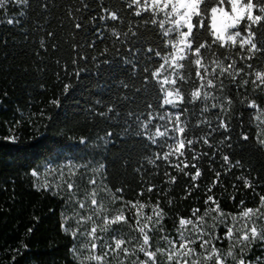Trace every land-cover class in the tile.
Listing matches in <instances>:
<instances>
[{
	"label": "trees",
	"instance_id": "16d2710c",
	"mask_svg": "<svg viewBox=\"0 0 264 264\" xmlns=\"http://www.w3.org/2000/svg\"><path fill=\"white\" fill-rule=\"evenodd\" d=\"M86 3L88 11L83 13L84 22L101 12V4L111 10L123 8L121 0H86ZM77 7H80L79 0H29L27 7L9 4L6 12L0 10V21H3L0 22V264H76L70 251L74 239L61 228L63 217L69 216L68 208L74 203H65V194L54 195V191L36 186L32 171H39L44 163L57 165L67 160L77 164L87 163L88 169L81 168L77 171L75 179L78 191L84 189L88 179L94 175L90 169L103 163L105 168L102 174L106 177L103 183L112 192L122 188L124 200L139 199L149 205H155L159 200L160 208L166 213L162 222L165 231L150 233L152 250L166 247L161 236H175L179 217H190L194 208H199L203 215L207 207H215L211 202L205 205L208 195L213 196L225 213L240 212L241 200L244 201V208L257 207L259 196L264 195V149L256 142L258 129L253 109L239 101L247 96L264 108V92H253L251 84L247 86V90L237 89L228 79L223 80L227 86L226 91L215 94L218 97L230 95L233 98L229 129L212 131L217 126L216 117L220 110L209 107L203 118L211 121V127L201 125L187 133L188 138H193L212 132L209 142L214 147L210 148L202 140L192 146L195 152L208 154L196 161L202 175L195 182L190 176L177 172L171 166H165L162 160L157 161L158 167L150 165L145 158L152 157L155 153L162 155L167 147H161L159 143L152 144L146 136L134 135L135 116L128 119L126 114L144 113L141 119H146L148 104L156 107L162 103V93L155 81L149 80L147 85L144 81L146 75L150 76V72L145 73L144 68L154 70L161 63L160 58L147 52L148 47H157L159 44V33L155 30H140L147 42H137L134 45L141 51L136 53V70L133 73L132 66L124 65L121 61V57L128 54L133 45L117 44L116 47L120 49L117 54L111 40L94 35L96 27L101 23L98 20L95 25H88L87 32L81 31L76 40V43L82 44L91 43L95 39V46L83 49L72 47L74 19L68 16L67 10H75ZM20 12L25 15L20 16ZM120 14L124 17V22L108 21L109 27L126 30L129 19L134 27L138 21L148 19L147 14L143 17L130 16L126 9ZM13 17L19 21L18 24L6 22ZM148 27L152 28V25L149 24ZM257 31V39L264 41V30ZM49 32L54 35L49 36ZM105 46L112 51L101 56ZM159 50L163 52L165 49L161 46ZM224 53L225 50L220 49L221 57ZM231 54L235 57V50ZM84 55L87 56V61L80 59ZM93 56L99 60L114 59L116 63L108 71L98 70L92 62ZM235 58L238 65L243 66L239 58ZM74 59L77 60L76 65L72 63ZM250 63L254 69L264 71L261 59H254ZM77 68H85L87 71L82 72L79 78L68 74ZM192 76L195 77L194 70ZM244 78L241 76L238 80ZM120 81L131 87L123 88ZM64 84H71L67 93L63 91ZM193 86L183 85L184 91L190 92ZM136 89L141 90L137 92ZM121 96L129 98L121 100ZM54 99H59L58 105L50 103ZM216 102L209 100L208 104ZM110 105L114 106V111L108 113L109 118L98 115L107 111ZM203 106V102L194 106L185 105L190 110L187 116L190 127L201 118L200 108ZM158 111L163 114L175 112L176 109L165 105ZM154 123L164 121L156 120ZM127 125H132V129L125 133ZM151 130L154 131V125ZM107 132H112L113 135L111 142L104 144L100 137ZM241 133H247L249 139L244 141ZM13 136L15 141L8 139ZM225 136L229 139L224 144L218 143ZM82 137L86 138V143H80ZM224 155L229 156L232 165L239 160L241 166H233L229 170V166L223 162ZM191 157L192 152H186V157L180 159L191 161ZM172 163H176V157H172ZM166 171L177 177L174 184L165 182ZM186 171L194 174L195 169L189 167ZM216 172L221 175L218 182L213 184L217 179ZM241 175L252 181V189L245 188L243 181L237 179ZM149 183L156 186L151 193L146 191ZM98 185L101 188L102 185ZM142 189L144 195L138 196ZM100 195L108 209L107 214L115 215L121 207L120 201L112 204L108 194L100 192ZM144 212L151 214V207H146ZM126 215L134 224L131 220L132 213L126 212ZM215 215L216 213H211V216ZM211 216L206 217L209 226L213 223ZM69 222L70 220L65 225L67 228L71 226ZM29 229L32 231L29 232ZM208 231L213 229L209 227ZM214 231L222 237L226 227L218 225ZM113 232L125 239L137 235L126 224L114 225ZM139 242L134 241L137 245ZM216 245L226 250L228 241L225 239ZM128 247L131 248V245ZM196 247L199 249L198 244ZM138 255L140 260L145 259L142 253ZM121 258L123 253L119 258L109 257L106 261L107 264H119ZM135 259L136 257H129L125 264H132ZM157 259L163 260L165 257L158 256Z\"/></svg>",
	"mask_w": 264,
	"mask_h": 264
},
{
	"label": "snow or ice",
	"instance_id": "6c2138e0",
	"mask_svg": "<svg viewBox=\"0 0 264 264\" xmlns=\"http://www.w3.org/2000/svg\"><path fill=\"white\" fill-rule=\"evenodd\" d=\"M123 8L120 10H111L104 8L101 4V12L96 16H90L87 22L83 21V13L88 11L86 0H79L80 7L69 8L68 16L74 19L73 44L74 49H83L85 47H94L96 40L91 43H76L79 33L87 32L88 25L97 22L100 23L96 27L95 36L104 38L113 42V49L117 54L120 49L117 44L123 46L125 43L133 45L129 49V53L121 57L124 65H131L132 71L136 70V53L141 49L135 48L137 42L146 43V38L141 36L140 30L151 32L153 30L159 33L160 42L157 47H148L147 52L154 54L155 57L162 61L154 70L149 67L144 68V72H150V76L144 77L145 85L149 80L155 81L159 92L163 94L162 103L154 107L148 104L149 111L147 118L141 119L144 113L136 114L128 112V119L135 116L133 124L136 126V131L133 133L137 136H146L152 144H160L161 147L166 146L167 151L155 153L152 157H146L148 164L158 167L157 161H164L165 166H171L179 173L185 176H190L195 182L201 175L202 171L197 166L196 161L200 160L207 153H197L192 146L199 141H203L210 148L214 147L209 142V137L212 132H208L200 137L188 138L187 133L201 125L211 127V121L203 118V114L211 108H219L220 114L217 115V126L212 128V131L229 129V121L231 120V109L234 106L233 98L230 95L217 96L215 93H224L227 86L223 80L228 79L230 83L237 86V89L244 88L247 90L249 84L252 85V91L264 92V71L253 68L254 59H261L264 62V41L257 39L258 31L264 30V0H121ZM14 4L16 6L27 7L29 0H0V10L7 11V6ZM47 7V4L44 5ZM127 10L130 16L143 17L147 14L148 19L138 21L137 26H133V22L129 19L126 30H120L115 26L109 27L108 21L124 22V17L120 12ZM20 16L25 15L24 12L19 13ZM3 22V21H0ZM8 24L19 23L15 17L9 18L6 21ZM152 25V28L148 26ZM49 36L54 33L49 32ZM82 39V37H81ZM44 46L43 40L41 47ZM165 50L162 52L160 47ZM55 47V45H53ZM220 49H224L223 57L220 55ZM238 49V50H237ZM235 50V57L243 66L238 65L237 59L231 54ZM112 51L107 46L100 53L103 56L105 53ZM80 59L87 61V56H81ZM92 62L98 70L108 71L116 63L114 59L99 60L93 56ZM152 56H149V60ZM226 61H230L227 62ZM73 65L77 64V60L72 61ZM108 66L103 68V66ZM245 69H248L246 71ZM195 72V77L192 76V71ZM87 71L85 68H77L74 72L68 73L75 75L77 78L82 72ZM245 77L238 80L239 77ZM59 78V77H58ZM198 81V84H197ZM194 85L190 92H185L183 85ZM120 86L129 88L131 85L124 81H120ZM71 88V84H64L63 91L67 93ZM141 89H136L139 92ZM129 97L121 96V100H127ZM217 101L216 103L208 104V101ZM198 102H203L204 106L200 108L201 118L197 119L195 125H191L187 119L189 108L185 105H196ZM241 104H246L249 108L257 110L254 119L257 123V145L264 149V108H261L254 99H249L244 96L239 101ZM52 105H58L59 99H54L50 102ZM165 105H171L176 109L175 112H164L161 114L158 109ZM114 111V106L110 105L107 111L98 113L101 117L109 118L108 113ZM43 115V113H41ZM194 114V113H193ZM119 115V113H117ZM164 121V123H154V121ZM127 124V121H125ZM154 125V131L151 126ZM132 125H127L124 129L125 133L130 132ZM112 132L105 133L100 137L104 144L111 142ZM241 138L244 141L249 139L247 133H241ZM8 139L15 141V137ZM229 137L225 136L218 143L224 144ZM80 143H86V138H81ZM231 147V144L228 145ZM186 152H192L191 161L182 160L181 157H186ZM215 152L213 156H215ZM172 157H176V163H172ZM225 165L231 167H239L240 161L237 160L235 165H232L228 155L222 157ZM183 165V166H181ZM89 165L68 163L60 166L61 182L52 184L45 182L42 187L48 190H54V195L65 194L67 199L65 203L78 204L79 209L91 210L92 214L80 215L76 213L78 225L75 229H69L65 225L67 221L73 217L64 216L61 228L66 234H69L73 239L80 236L90 239L89 244H81L77 249L76 244L70 249L76 264H105L110 256L120 257L123 253V258L119 259V264H125L129 257H136L132 264H264V257L258 256L255 260L246 259L248 253L259 243L264 251V195L259 196V204L255 208H244V201L241 200L240 207L242 210L237 214L223 212L213 196L208 195L205 200V205L211 204L215 207H207L200 214L199 208L192 209L191 216L188 218L179 217L178 225L175 227V236L171 237L167 234L162 235L161 239L165 242L166 247H157L152 250L151 235L153 231L159 230L164 232L163 220L166 213L160 208L159 200L155 205H149L141 202L139 199L135 201H126L123 199V189L118 188L115 192L103 183L106 179L102 174L105 168L103 163L91 168L94 175L88 179L87 183L91 186V191L86 193L90 203L86 204L84 199L78 197V187L76 184L77 171L81 168L88 169ZM189 167L194 168V174L186 171ZM63 168L68 169V179L65 180ZM56 171V169H52ZM140 171V169H137ZM32 175L38 173L33 170ZM166 183L174 184L177 177L169 172L164 173ZM221 173L216 172L217 179L213 184L217 183ZM243 181L245 188L252 189L253 183L246 176L237 177ZM102 186L100 191H97V184ZM198 186V185H196ZM155 185L148 184L146 191L151 193L155 189ZM211 191V187L208 189ZM100 192L109 195L110 203L115 204L120 201L121 207L115 215H108V209L100 199ZM120 193L121 195H117ZM142 189L138 196H143ZM171 203V201H169ZM146 207H151V214L144 212ZM126 212H131V220ZM216 213L211 216V213ZM213 223L209 226L206 217H210ZM100 223L97 222V219ZM231 219L232 223L227 222ZM242 222V223H241ZM85 223H90L91 227L81 232L80 228ZM126 224L132 228V231L137 233L136 236L125 239L123 236L112 235L110 240L105 239L109 232L113 230L114 225ZM239 224V226H237ZM218 225H224L226 231L224 236H219L215 233ZM211 227L213 231H208ZM32 229H29L31 232ZM99 233V234H98ZM207 237V238H205ZM228 241L227 249L218 248L217 242L223 240ZM139 240V244L134 241ZM99 242V243H98ZM199 245V250L196 245ZM131 245V248L128 247ZM103 246L104 252L100 253V248ZM86 252V255H82ZM143 254L145 259L140 260L138 254ZM165 257L163 260H158L157 257Z\"/></svg>",
	"mask_w": 264,
	"mask_h": 264
},
{
	"label": "rangeland",
	"instance_id": "374dc122",
	"mask_svg": "<svg viewBox=\"0 0 264 264\" xmlns=\"http://www.w3.org/2000/svg\"><path fill=\"white\" fill-rule=\"evenodd\" d=\"M162 99H163V94H162ZM168 106H171V105H168ZM256 111L257 110L253 109L254 116H255ZM256 123H258V122L256 121ZM70 162L77 164L76 162L70 161V160L61 162V163H59L57 165L55 163H44L43 166L40 168V170L36 171L38 173V175L35 176L36 186H39V187L41 186L42 187V185L45 182H50L52 184L60 183L61 182V178H60V175H59L60 166L66 165V164H68ZM52 169H56V171H52ZM63 173H64V177L63 178L65 180H67L68 179V169L67 168H63ZM96 188H97V191L100 189L98 184H97ZM51 191H54V190H51ZM89 191H91V186L88 185V183H87V184H85V188L84 189H81V190H79L77 192L78 197L81 198V199H84V202L86 204L90 203L88 201V199H87V196H86V193H88ZM100 199H101V195H100ZM77 212H79L80 215L92 214L90 209L89 210L79 209L78 204L74 203L73 205H70L69 208H68V215H69V217H73V218L70 219L69 223H70L71 226H70L69 229H75V228L78 227V225L76 223V220L78 219V216L76 215ZM94 219H97V218L94 217ZM97 221H99V220L97 219ZM227 223L228 224L232 223L230 218H229ZM90 227H91L90 223H85L84 226L80 228V231L83 232V231H85L86 229H88ZM115 234H116V232H113V230H112L111 232L108 233V235L105 237V239L110 240L111 236L115 235ZM222 236H224V234ZM205 238H207V237H205ZM90 242L91 241H90L89 238H86V237H83V236H80V237H78L77 239L74 240V244H76L77 249L80 248L81 244H89ZM99 251H100L101 254H103V252H104L103 246H101ZM86 254H87L86 252H82V255H86ZM258 256L264 257V251H262V246L259 243L248 253L246 259L255 260V258L258 257ZM110 257H114V256H110ZM105 264H107V261L105 262ZM229 264H231V261H229Z\"/></svg>",
	"mask_w": 264,
	"mask_h": 264
}]
</instances>
